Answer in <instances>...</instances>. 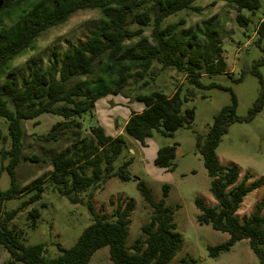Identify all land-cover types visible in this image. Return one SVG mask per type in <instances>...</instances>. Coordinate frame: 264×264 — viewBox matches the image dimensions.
Returning <instances> with one entry per match:
<instances>
[{
  "label": "trees",
  "instance_id": "1",
  "mask_svg": "<svg viewBox=\"0 0 264 264\" xmlns=\"http://www.w3.org/2000/svg\"><path fill=\"white\" fill-rule=\"evenodd\" d=\"M33 1L0 0V120L7 124L10 142L9 150L2 153L9 159L6 170L10 175V188L0 192V246L9 254L7 264H88L92 254L102 247H108L112 264H169L180 249L181 238L176 232L173 211L164 202L168 185L162 186V198L155 201L150 190L138 183L150 215L147 224L141 227V235L129 247L126 238L133 204L117 205L111 215L106 216L94 211L90 199L108 179H128L125 168L131 160L118 168L114 165L126 147L122 133L144 147L154 131L163 137H172L178 129L190 127L194 110L184 107V103L192 93L181 96L177 89L169 97L158 92L135 96L144 107L141 112L130 113L122 133L116 136L107 135L100 125L85 129L82 120L86 114H92L101 97L121 94L132 73L134 82H138L150 74L154 64L163 69L175 68L192 84L197 83L202 73L209 76L225 73L217 31L210 23L204 25L205 44L198 46L194 41L196 35L178 32L184 23L182 19L164 24L180 12H197L196 0H45V6L36 3V8H31ZM217 1L235 9V19L240 26L248 21L242 10L253 12L260 6L259 0ZM85 10L100 11L102 19L82 42L60 53L58 60L54 54L55 59L45 67L32 66L20 83L13 79L2 81L6 74H13L11 62L29 50L43 32ZM146 28H150L148 39L143 36ZM263 38L264 17L255 29L254 38L262 55L251 70L259 79L261 89L247 114L236 115V101L232 96L231 104L213 118L209 131L195 133V148L210 178L209 192L216 202L214 206H207L196 198L194 203L199 211L196 221L229 236L226 242L208 247V254L216 257L220 252L229 251L235 243L247 240L259 264H264V195L248 216L239 217L237 211L245 196L262 186L263 181L247 183V174L240 178L236 166L220 163L216 148L229 125L249 123L263 108L264 81L258 71V67L264 66ZM134 39L139 42L127 44ZM42 114L59 116L62 121L52 125L48 133L37 136L40 145L57 144L63 138L69 144L58 153L50 151L51 172L29 189L35 193L20 208L4 211L2 205L6 199L23 193H18L15 167L19 162L40 161L35 154L23 153L26 134L22 122ZM2 137L0 123V139ZM175 154V144L162 146L157 149L153 164L170 172L174 169ZM46 182L73 204L83 203L80 195H84L92 220L71 247L58 246L59 254L54 258L45 257L43 245L24 246L16 231L7 227L20 209L40 198ZM28 217L34 226L39 212L32 210ZM194 263L193 259H183L180 264Z\"/></svg>",
  "mask_w": 264,
  "mask_h": 264
},
{
  "label": "rangeland",
  "instance_id": "2",
  "mask_svg": "<svg viewBox=\"0 0 264 264\" xmlns=\"http://www.w3.org/2000/svg\"><path fill=\"white\" fill-rule=\"evenodd\" d=\"M259 2V8L253 12L242 10V15L248 19L242 26L236 22L235 9L217 0H196L194 6L199 9L197 12L183 11L164 22L174 23L182 19L184 23L179 26L178 32L196 35L194 41L198 46L205 44L203 27L210 23L211 28L217 31L216 38L221 41L225 73L210 76L202 73L197 83L192 84L175 68L163 69L154 64L150 74L138 82H134L132 73L121 94L101 97L92 114L84 116L82 124L85 129L101 125L110 134L117 131V126L122 128L131 112L144 107L135 96H148L152 92H158L163 97H169L177 89H180L181 96L187 92L192 93L189 101L184 103V107L194 110V120L190 127L178 129L172 137H163L154 131L144 147L122 133L126 147L114 165L118 168L130 159L125 168L128 179H108L101 188L93 192L90 199L94 211L106 216H110L117 205L123 206L126 202L133 204L126 238L127 247L141 235V227L147 224L150 215V209L138 190V183L150 190L155 201L162 198V186L168 185L169 191L164 202L173 211L176 232L181 238L180 249L169 264H180L183 259H193L194 264H259L247 240L235 243L229 251L220 252L216 257L209 256L207 248L226 242L229 236L213 230L209 225L198 224L196 216L199 211L194 203L196 198H200L207 206L216 204L209 192L210 178L195 148V133L206 134L213 118L223 107L231 104L232 96L236 101L235 113L240 117L247 114L259 96V79L251 73L254 63L262 55L254 44L255 29L264 17V0ZM36 3L42 6L47 4L45 0H34L31 8H36ZM101 19L100 11L85 10L75 13L66 22L49 28L36 39L29 50L11 62L13 74H6L2 81L13 79L20 83L32 66H47L55 59L54 54L58 60L60 53L82 42ZM149 34L150 28L144 29L143 36L148 39ZM137 42L139 39L127 44L134 45ZM147 44H150L149 40ZM261 45L264 46V38ZM258 71L264 81V66L258 67ZM61 121L59 116L42 114L33 120L22 122L26 134L23 153L28 156L35 154L40 161L19 162L15 167L18 193H23L6 199L2 205L4 211L20 208L35 193V190L29 189L38 179L51 172L48 159L50 151L58 153L68 146L69 142L65 138L57 144L47 145H40L37 140V136L48 133L52 125ZM0 123L3 135L0 139V192H4L10 188V175L6 170L9 159L2 153L9 150L10 142L6 122L0 120ZM173 144L176 145L174 169L166 172L156 167L153 160L158 148ZM216 155L222 165L236 166L240 171V178L247 174V183L262 179L263 185L245 196L238 212L239 217L248 216L264 195V105L251 122L229 125L216 148ZM44 186L40 198L20 209L7 227L16 231L24 246L43 245L46 249L45 257L54 258L59 254L58 246L64 249L71 247L92 220L84 195H80L83 203L73 204L53 189L50 182L44 183ZM32 210L39 212L34 226H31V219L28 217V212ZM9 261V254L0 246V264H7ZM88 264H112L108 247L95 251Z\"/></svg>",
  "mask_w": 264,
  "mask_h": 264
},
{
  "label": "crops",
  "instance_id": "3",
  "mask_svg": "<svg viewBox=\"0 0 264 264\" xmlns=\"http://www.w3.org/2000/svg\"><path fill=\"white\" fill-rule=\"evenodd\" d=\"M97 102H98V101H97ZM95 109H96V105H95ZM142 109H143V107H140L138 110H135L134 112H141ZM127 119H128V117L125 119L124 124H125V122L127 121ZM124 124H123V126H124ZM100 126H101V125H100ZM123 126H122V128H119V127L117 126V128H118L117 131L115 130V131H113V132L110 133V134L106 133V131H105V133H106L107 135H110V136H116V135L122 133ZM103 128H104V127H103ZM146 144H147V142H146ZM154 158H155V157H154ZM242 203H243V202H242ZM241 205H242V204H241ZM240 208H241V206H240ZM239 210H240V209H239ZM239 210L237 211V215H238V216H239V214H238Z\"/></svg>",
  "mask_w": 264,
  "mask_h": 264
}]
</instances>
